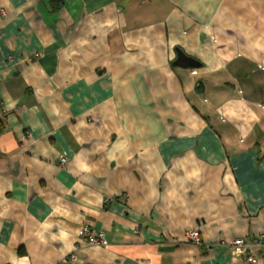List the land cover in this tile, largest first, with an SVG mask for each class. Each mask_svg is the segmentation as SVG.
Instances as JSON below:
<instances>
[{
    "label": "crops",
    "instance_id": "0c3cea01",
    "mask_svg": "<svg viewBox=\"0 0 264 264\" xmlns=\"http://www.w3.org/2000/svg\"><path fill=\"white\" fill-rule=\"evenodd\" d=\"M1 9L0 264H264V0Z\"/></svg>",
    "mask_w": 264,
    "mask_h": 264
},
{
    "label": "built area",
    "instance_id": "2783aa9c",
    "mask_svg": "<svg viewBox=\"0 0 264 264\" xmlns=\"http://www.w3.org/2000/svg\"><path fill=\"white\" fill-rule=\"evenodd\" d=\"M3 13V10H0ZM66 163L65 157L59 158V164L64 165ZM81 231L85 237V240L90 245L94 246H106L107 241L104 237L103 232L97 231L92 232L88 225H83ZM186 241L193 244H199V233L197 229L188 230L185 233ZM231 250L235 255H241L243 259L247 262H252L257 260L258 254L264 255V232L256 235L253 238L245 239L243 237L235 238L230 243ZM73 258V255L69 256Z\"/></svg>",
    "mask_w": 264,
    "mask_h": 264
},
{
    "label": "water",
    "instance_id": "95a60500",
    "mask_svg": "<svg viewBox=\"0 0 264 264\" xmlns=\"http://www.w3.org/2000/svg\"><path fill=\"white\" fill-rule=\"evenodd\" d=\"M176 58L171 63L172 66H178L182 68H197L200 66V63L194 58L186 55L179 48H175Z\"/></svg>",
    "mask_w": 264,
    "mask_h": 264
},
{
    "label": "trees",
    "instance_id": "16d2710c",
    "mask_svg": "<svg viewBox=\"0 0 264 264\" xmlns=\"http://www.w3.org/2000/svg\"><path fill=\"white\" fill-rule=\"evenodd\" d=\"M2 130H3V125H2V123L0 122V133L2 132Z\"/></svg>",
    "mask_w": 264,
    "mask_h": 264
}]
</instances>
